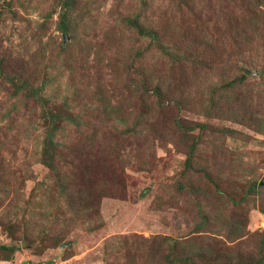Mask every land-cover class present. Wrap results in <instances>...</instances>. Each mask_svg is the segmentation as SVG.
Segmentation results:
<instances>
[{
	"label": "rangeland",
	"instance_id": "rangeland-1",
	"mask_svg": "<svg viewBox=\"0 0 264 264\" xmlns=\"http://www.w3.org/2000/svg\"><path fill=\"white\" fill-rule=\"evenodd\" d=\"M61 1L0 0V264H158L144 263L154 236L196 237L211 252L199 264H264V0H77L65 41ZM135 15L169 46L180 39L175 51L139 57L147 42L125 22ZM18 76L82 116L58 166L96 201L86 222L45 210L64 202L53 191L42 200L56 179L39 152L41 107L7 80ZM109 104L110 120L99 114ZM113 123L141 133L118 141ZM54 232L60 243L47 240Z\"/></svg>",
	"mask_w": 264,
	"mask_h": 264
},
{
	"label": "trees",
	"instance_id": "trees-1",
	"mask_svg": "<svg viewBox=\"0 0 264 264\" xmlns=\"http://www.w3.org/2000/svg\"><path fill=\"white\" fill-rule=\"evenodd\" d=\"M76 2L77 0L61 1L60 10L58 11V21L55 24V29L57 31L61 33H70V35L73 36L74 24L71 23V20L73 18V14L76 12ZM125 22L127 23L129 29L135 31L138 38L144 39L147 42V48L144 51H140V53L138 54L139 57L142 56L145 51L152 49L156 45H158L160 49L164 50L166 54L171 55V53H173L176 47L179 45L180 39H178L177 41H170L172 46H169V44H167V37L165 36L166 32L161 30L159 27L151 26L149 24H146L145 22L143 23L139 15L127 17L125 18ZM185 47L188 48L186 45ZM61 49H63V47ZM1 65L2 64L0 63V70ZM15 78L17 80H15ZM15 78H7V80L8 82L13 83L16 95L19 94L20 96H23L22 98L33 100L37 102L41 107L42 115L40 117L44 121V125L43 140L41 145L42 148L39 150V152L42 156L43 163L47 166L51 174L54 176V179H56V183L54 185L55 187L50 191L46 189L42 200H44L43 198H50L51 196H54L51 193L53 191V194L57 193V197L62 198L64 202V204L62 205L64 207V211L62 212L59 211V208H57V211L55 213H52L47 209L45 210L55 218L56 222H59L58 219L61 216L65 215L64 212L67 213L69 211L70 213L73 212V217H71L72 220H85L86 222L89 218L95 216L98 213L96 201L93 203L92 201L91 203H87V195L83 194V189L78 186H74V184L71 182V179H69L58 166L63 156L62 150L66 145L65 139L69 133V130L71 133V129L74 130V127V131H79L85 126V124L82 123V116L79 113H75L73 111V108L71 106L72 101H67V97L61 98L62 101H60L59 103L53 101V103H51L53 104L52 108H50L49 105L51 104L49 103V100L51 99V97L50 95H47L45 89L42 86H34L33 83H31L27 78H22L19 76ZM245 78L246 76L242 74L238 77L237 80L242 81ZM155 88V97H157V100L150 103H155L160 106V103L162 102L158 99V96L161 95L164 90L160 89L159 86H155ZM63 110H65V113H63ZM113 111L115 113L117 112L114 108H112L110 104L108 106L104 105L103 109L99 111V114L110 117L113 114ZM98 117L100 116L98 115ZM111 118L112 117L108 118V120H110ZM174 124L176 125V127H186V129L188 130L194 129L195 127H198L200 130L205 127V124L201 123H196L194 126H185L180 119H176L174 121ZM138 128L139 127H137L136 123L130 126H125L123 128L121 127V123H113L109 132L116 140L122 141L121 139L126 140L128 136H138L141 133V129ZM192 149L193 147L190 149L189 154L193 153ZM190 161L191 155L188 156L186 161V164L188 166H191V164L189 165ZM210 181L216 188H219L215 180L210 179ZM185 184L186 187L192 186L191 181H187L185 182ZM57 197L55 196L56 206L61 207V205L59 204L60 201H58ZM46 226L47 225L41 226L39 230H35L34 232H32V235H24L23 238L25 240V243L31 244L33 242H36V240H38L39 238L43 237L46 231L45 229H47ZM54 233L53 235L48 237L47 240L52 241V243H60L64 238V233ZM195 238L196 237H190L181 240L166 236H154L148 245L150 249V255L148 253L147 257L144 260L145 262H143L146 263L148 262V260H151L153 262V259L157 258L158 264H199V262H203V257L205 255L209 256L211 252L196 248ZM17 248V246L12 244L1 246V249L11 251H15ZM157 253H161V258L157 256ZM259 263L260 261H258V263L253 262L252 264ZM226 264L240 263L233 259H229Z\"/></svg>",
	"mask_w": 264,
	"mask_h": 264
},
{
	"label": "water",
	"instance_id": "water-1",
	"mask_svg": "<svg viewBox=\"0 0 264 264\" xmlns=\"http://www.w3.org/2000/svg\"><path fill=\"white\" fill-rule=\"evenodd\" d=\"M62 37H63V40L65 41V40L67 39V37H68V33L64 32V33L62 34ZM245 72H246L247 74L250 73V72H248V71H245ZM263 183H264V176H263V178L259 181L258 185L261 186ZM68 244H69V242H63V243L60 244V247L67 246Z\"/></svg>",
	"mask_w": 264,
	"mask_h": 264
}]
</instances>
